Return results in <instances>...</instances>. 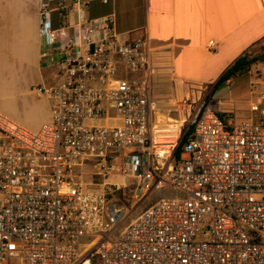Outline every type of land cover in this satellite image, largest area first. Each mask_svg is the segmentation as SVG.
I'll return each instance as SVG.
<instances>
[{
	"label": "built area",
	"instance_id": "built-area-1",
	"mask_svg": "<svg viewBox=\"0 0 264 264\" xmlns=\"http://www.w3.org/2000/svg\"><path fill=\"white\" fill-rule=\"evenodd\" d=\"M114 26L108 16L55 28L43 10L42 62L55 76L34 90L51 101V119L32 130L0 111V264H264V91L250 118L207 107L187 114L177 137L158 132L155 52L145 33L123 42ZM95 159L107 170L123 161L137 180L133 210L155 190L181 196L115 238L128 214L113 200L121 186L93 191L76 177Z\"/></svg>",
	"mask_w": 264,
	"mask_h": 264
},
{
	"label": "crops",
	"instance_id": "crops-1",
	"mask_svg": "<svg viewBox=\"0 0 264 264\" xmlns=\"http://www.w3.org/2000/svg\"><path fill=\"white\" fill-rule=\"evenodd\" d=\"M75 1L0 0V87L18 78L27 82L31 76L46 86L52 84L47 83L54 69L42 62L45 7L58 27L82 18L114 16V31L121 41L147 35L159 70L153 126L158 132L173 130L175 138L176 126L182 127L188 114L181 107L187 87L189 91L213 87L240 57L264 42V0H85L86 8L61 17L59 3L71 6ZM246 113L247 118L252 116L250 109ZM50 119L51 111L39 129Z\"/></svg>",
	"mask_w": 264,
	"mask_h": 264
},
{
	"label": "rangeland",
	"instance_id": "rangeland-1",
	"mask_svg": "<svg viewBox=\"0 0 264 264\" xmlns=\"http://www.w3.org/2000/svg\"><path fill=\"white\" fill-rule=\"evenodd\" d=\"M53 19L55 15H52ZM55 28L56 24L54 25ZM120 40V39H119ZM264 42L260 43L251 51L252 57L258 61L253 64L249 70L242 75L233 78L230 84L224 85L213 97L211 102L206 106V97L210 93L212 86L199 88L189 91L187 87V99L181 104L184 114H194L210 107L212 110L222 113L224 116H232L238 120L247 118L246 111L250 109L251 104L258 101L261 92L264 91ZM54 70H50L49 83L54 80ZM38 76H31L27 82L21 78L14 80L11 84L0 87V110L13 120L31 128L39 129L46 120L47 115L52 110V103L47 99H41L37 94L30 93L38 86H44ZM46 85V84H45ZM183 86V85H182ZM182 88V87H181ZM159 92V91H158ZM188 102V103H187ZM181 103V102H180ZM185 107V108H184ZM192 109V110H191ZM222 115V116H223ZM181 124L176 126L179 132ZM186 126H182L184 131ZM104 163L95 159L87 163L76 172V177L83 179L87 184L91 183L90 189L93 191L107 190L112 192L113 185H120L121 190L115 193L113 200L120 204L127 205L126 221L115 232L114 237L118 238L124 229L135 220L145 209L149 208L156 202L168 197H180V193L173 191L171 188L153 191L136 209H132L136 199L133 191L137 185V180L131 176H123V161L117 160L112 169L107 170ZM103 186V184H105ZM0 209H1V192H0ZM17 264V262H12Z\"/></svg>",
	"mask_w": 264,
	"mask_h": 264
},
{
	"label": "trees",
	"instance_id": "trees-1",
	"mask_svg": "<svg viewBox=\"0 0 264 264\" xmlns=\"http://www.w3.org/2000/svg\"><path fill=\"white\" fill-rule=\"evenodd\" d=\"M264 57V52H263ZM258 61L256 57H252L250 52L245 53L242 57H240L213 85L210 93L206 97V106L211 102L214 95L224 86L227 85L230 80L238 75L245 74L249 68ZM223 115V114H221ZM194 131V126L192 125L189 131L187 132V136H185L178 146L176 151V158L180 159L182 157V147L185 142L188 141V136Z\"/></svg>",
	"mask_w": 264,
	"mask_h": 264
}]
</instances>
